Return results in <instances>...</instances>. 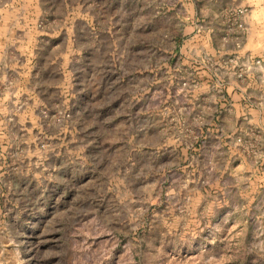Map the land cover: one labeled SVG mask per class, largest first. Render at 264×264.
Listing matches in <instances>:
<instances>
[{
    "label": "rangeland",
    "instance_id": "obj_1",
    "mask_svg": "<svg viewBox=\"0 0 264 264\" xmlns=\"http://www.w3.org/2000/svg\"><path fill=\"white\" fill-rule=\"evenodd\" d=\"M121 1L116 9L38 13L32 44L0 43L8 57L35 51L43 67L56 60L50 54L70 55L57 61L70 69L63 93H48L49 104L41 101L42 84L33 91L40 81L33 73H0V264H192L210 254L188 220L166 212L178 173L173 102L178 85H197L176 55L183 43L170 38L178 32L174 9L149 0V29L143 12L125 11L130 0ZM239 10L233 23L249 16L264 23V0ZM11 14L0 12V37H23L22 14ZM6 16L16 20L13 33L4 28ZM198 16L209 23L213 15L201 6ZM200 227L210 230L208 220Z\"/></svg>",
    "mask_w": 264,
    "mask_h": 264
},
{
    "label": "crops",
    "instance_id": "obj_2",
    "mask_svg": "<svg viewBox=\"0 0 264 264\" xmlns=\"http://www.w3.org/2000/svg\"><path fill=\"white\" fill-rule=\"evenodd\" d=\"M207 1L166 0L164 4L174 9L172 14L178 22V32L170 38L183 43L176 55L181 65L189 66L184 70L189 75L187 80L197 82L189 89L178 85L180 96L173 102L179 110V143L174 147L178 173L172 207L166 212L185 224L188 220V231L210 244V254L192 264H264V23L252 21L249 16L244 28L239 29L231 21V13L247 0ZM118 4L123 5L121 0H0V12L22 14L18 22L23 23L24 33L23 37H0V43L15 40L32 44L37 31L31 23L37 22L41 12L58 17L106 5L116 9ZM201 6L213 15L209 23H198ZM150 7L149 0H130L125 11L143 12L141 23H147L144 27L150 29V20L145 17ZM57 19L53 23H58ZM15 21L6 16L9 25L4 28L13 33ZM93 24L83 23L89 28ZM83 35L81 30L78 37ZM238 36L242 44L239 50L235 47ZM97 40L94 38L93 44L99 50L101 42ZM81 50L86 60L88 53ZM60 53L63 59L70 58L67 52ZM48 57L56 60L43 67L38 66L41 59L35 51H23L15 57L0 54V73L27 71L29 78L33 73L40 80L33 91L38 95L41 88L36 85H43L45 95L41 101L49 104V92L63 93L70 63L58 65V57ZM58 68L60 74L56 73ZM148 68L142 64L143 70ZM52 75L60 80L54 82ZM202 219L208 220L210 230L200 227ZM186 227L180 229L181 234L187 233Z\"/></svg>",
    "mask_w": 264,
    "mask_h": 264
},
{
    "label": "built area",
    "instance_id": "obj_3",
    "mask_svg": "<svg viewBox=\"0 0 264 264\" xmlns=\"http://www.w3.org/2000/svg\"><path fill=\"white\" fill-rule=\"evenodd\" d=\"M238 16H241L244 14V11L243 10H238ZM236 26L239 28V29H243L244 28V24L243 23H236ZM241 37H236L235 38V47L237 50L241 49ZM241 141V140H240Z\"/></svg>",
    "mask_w": 264,
    "mask_h": 264
}]
</instances>
